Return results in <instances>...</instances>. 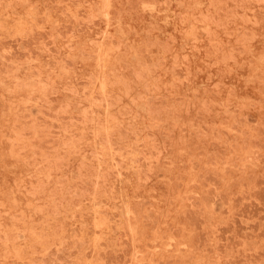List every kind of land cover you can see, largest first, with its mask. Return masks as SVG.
<instances>
[{"label":"rangeland","instance_id":"374dc122","mask_svg":"<svg viewBox=\"0 0 264 264\" xmlns=\"http://www.w3.org/2000/svg\"><path fill=\"white\" fill-rule=\"evenodd\" d=\"M112 1L0 0V264H264V0Z\"/></svg>","mask_w":264,"mask_h":264},{"label":"bare ground","instance_id":"6f19581e","mask_svg":"<svg viewBox=\"0 0 264 264\" xmlns=\"http://www.w3.org/2000/svg\"><path fill=\"white\" fill-rule=\"evenodd\" d=\"M109 1L113 2L112 0H109ZM106 2H107V0H106ZM185 2H186V1H185ZM3 3H4V2H3ZM26 3H27V2H26ZM94 3H96V2H94ZM144 3H145V2H142L140 5L143 4V6H144ZM181 3H182V2H181ZM30 4H32V3H30ZM108 4H110V3H108ZM111 4H112V3H111ZM147 4H148V3H147ZM197 4H198V3H197ZM27 5H29V4H27ZM27 5H26V6H27ZM106 5H107V4H106ZM106 5H105V6H106ZM150 5H153V4H149V6H150ZM145 6H146V5H145ZM185 6H187V5H185ZM12 7H13V6H12ZM140 7H141V6H140ZM146 7H147V6H146ZM148 8H150V7H148ZM110 9H111V7H110ZM110 9H109V5H108V9H107V10H110ZM142 9H143V8H142ZM142 9H141V10H142ZM150 9H151V8H150ZM4 10H5V9H4ZM151 10H152V9H151ZM14 11H15V10H14ZM148 11H149V9H148ZM104 12L106 13V11H104ZM104 12H103V13H104ZM157 12H158V11H157ZM21 13H22V12H21ZM112 13H113V11H112ZM117 13H118V12H117ZM6 14H7V13H6ZM110 14H111V13H110ZM110 14H109V15H110ZM118 14H119V13H118ZM118 14H117V15H118ZM21 15H22V14H21ZM21 15H20V16H21ZM104 15H105V14H104ZM2 16H3V15H2ZM102 16H103V15H102ZM165 16H166V15H165ZM5 17H6V16H5ZM104 17H105V16H104ZM106 17H107V16H106ZM130 17H131V15H130ZM184 17H185V16H184ZM3 18H4V16H3ZM15 18H17V17H15ZM20 18H21V17H20ZM25 18H26V17H25ZM55 18H56V17H55ZM7 19H8V18H7ZM13 19H14V18H12V20H13ZM21 19H22V18H21ZM44 19H45V18H44ZM129 19H130V18H129ZM164 19H165V18H164ZM10 20H11V19H10ZM17 20H18V19H17ZM27 20H28V19H27ZM48 20H49V19H48ZM106 20H107V19H106ZM160 20H161V19H160ZM28 21H29V20H28ZM161 21H162V20H161ZM163 21H164V20H163ZM53 22H54V21H53ZM182 22H183V21H182ZM3 23H5V21H3ZM103 23H104V22H103ZM107 23H108V22H107ZM0 24H1V23H0ZM12 24H13V23H12ZM21 25H22V24H21ZM28 25H29V23H28ZM126 26H127V25H126ZM5 27H6V26H5ZM20 28H22V27H20ZM9 29H10V28H9ZM11 29H12V26H11ZM25 29H26V28H25ZM0 30H1V29H0ZM23 30H24V29H23ZM120 30H121V29H120ZM133 30H134V29H133ZM9 31H10V30H9ZM21 31H22V30H21ZM25 31H26V30H25ZM101 31H102V30H101ZM101 31H100V32H101ZM126 31H127V30H126ZM4 32H5V31H3V33H4ZM6 32H8V31H6ZM18 32H20V31H18ZM8 33H9V32H8ZM22 33H23V32H22ZM102 33H103V32H102ZM10 34H11V32H10ZM94 35L96 36V34H94ZM71 36H72V35H71ZM74 37H75V36H74ZM61 38H62V37H61ZM63 38H64V37H63ZM70 39H71V37H70ZM97 40H98V39H97ZM125 40H127V39H125ZM89 41H92V39H91V40H88V43L91 44ZM93 41H95V40H93ZM131 41H132V40H131ZM138 41H140V40H138ZM99 42H100V41H99ZM123 42H124V41H123ZM63 43H64V42H63ZM64 44H65V43H64ZM66 44H68V43H66ZM71 44H72V43H70V45H71ZM93 44L95 45L96 42L92 43V46H94ZM99 44H100V43H99ZM122 44H123V43H122ZM124 44H125V43H124ZM68 45H69V44H68ZM81 45H82V42H81ZM97 45H98V44H97ZM129 45H130V44H129ZM116 46H117V45H116ZM116 46H113V47H116ZM123 46H124V45H122V47H123ZM66 47H67V46H66ZM70 47H71V46H70ZM97 47H98V46H97ZM213 47H214V46H213ZM68 48H69V46H68ZM124 48H125V47H124ZM97 49H98V48H97ZM215 50H216V49H215ZM81 51H82V49H81ZM56 52H57V51H56ZM96 52H97V51H96ZM120 52H121V51H120ZM125 52H126V48H125ZM82 53H83V52L80 53V51H79V54H80V55H83ZM103 53H104V52H103ZM121 53H123V52H121ZM65 54L67 55V52H65ZM91 54H92V53H91ZM133 54H134V53H133ZM229 54H230V53H229ZM63 55H64V54H62V56H63ZM74 55H76V54H74ZM85 55H87V54H85ZM85 55H84V56H85ZM88 55H89V54H88ZM93 55H94V54H93ZM121 55H122V54H121ZM121 55H120V56H121ZM56 56H57V55H56ZM91 56H92V55H91ZM231 56H232V55H231ZM96 57H98V56L96 55ZM99 57L102 58L101 56H99ZM99 57H98V58H99ZM115 57H117V56H115ZM115 57H114V58H115ZM118 57H119V53H118ZM123 57H124V55H123ZM171 57H172V56H171ZM58 58H59V57H58ZM63 59H64V58H63ZM122 59H123V58H122ZM122 59H121V60H122ZM248 59H249V58H248ZM49 60L51 61V59H49ZM52 60H53V59H52ZM61 60H62V59H61ZM101 60H102V59H101ZM115 60H116V59H115ZM119 60H120V59H119ZM56 61H58V60H56ZM62 61H63V60H62ZM99 61H100V60H99ZM124 61H125V59H124ZM64 62H65V60H64ZM67 62H68V61H67ZM101 62H102V61H101ZM14 63H16V62H14ZM37 63H38V62H37ZM48 63H51V62H48ZM54 63H55V62H54ZM54 63H52V64H54ZM69 63H71V61L68 62V64H69ZM55 64H56V63H55ZM172 64H173V63H172ZM14 65H15V64H14ZM66 65H67V64H65V66H66ZM108 65H109V64H108ZM47 66H48V65H47ZM49 66H50V65H49ZM52 66H53V65H52ZM113 66H114V64H113ZM29 67H30V66H29ZM45 67H46V66H45ZM69 67H70V66H69ZM164 67H165V66H164ZM33 68H34V67H33ZM65 68H66V67H65ZM76 68H77V67H76ZM111 68H112V67H111ZM30 69H31V68H30ZM198 69H199V68H198ZM29 71H30V70H29ZM34 71H36V70H34ZM111 71H112V69H111ZM202 71H203V70H202ZM20 72H21V71H20ZM22 72H23V71H22ZM36 72H37V71H36ZM109 72H110V71H109ZM114 72H115V70H114ZM209 72H210V71H209ZM14 73H16V72H14ZM38 73H39V72H38ZM38 73H37V74H38ZM89 73H91V72H89ZM97 73H98V71H97ZM16 74H17V73H16ZM46 74H48V73H46ZM49 74H50V73H49ZM49 74H48V75H49ZM103 74H105V73L103 72ZM106 74H107V73H106ZM107 75H108V74H107ZM114 75L117 76L116 74H114ZM157 75H158V74H157ZM1 76H2V74H1ZM1 76H0V77H1ZM11 76H12V75H11ZM38 76H39V75H38ZM87 76H88V75H87ZM90 76H91V75H89V77H90ZM204 76H206V75H204ZM5 77H6V76H5ZM68 77H69V76H68ZM91 77H92V76H91ZM96 77H97V76H96ZM244 77H245V75H244ZM259 77H260V76H259ZM6 78H7V77H6ZM56 78L58 79V77H56ZM93 78H94V77H93ZM263 78H264V77H263ZM2 79H3V77L1 78V80H2ZM45 79H46V78H45ZM117 79H118V77H117ZM155 79H156V78H155ZM260 79H261V78H260ZM73 80H74V79H73ZM95 80H96V79H95ZM106 80H108V79H106ZM21 81H22V80H21ZM23 81H26V80L24 79ZM50 81H51V80H50ZM66 81H68V80L66 79ZM86 81H87V80H86ZM91 81H93L92 78H91ZM91 81H90L89 83H91ZM118 81H119V79H118ZM257 81L259 82V80H257ZM12 82H13V81H12ZM26 82H27V81H26ZM109 82H110V81H109ZM116 82H117V80H116ZM170 82H172V81H169L168 83H170ZM258 82H257V84H258ZM3 83H4V82H3ZM16 83L18 84V83H23V82H18V81H17ZM53 83H54V82H53ZM94 83H95V81H94ZM113 83H115V82L113 81L112 84H113ZM6 84H7V83H6ZM13 84H14V83H13ZM17 84H16V86L18 87ZM69 84H70V83H69ZM101 84H102V83H101ZM117 84H118V83H117ZM170 84H172V83H170ZM261 84H262V83H261ZM263 84H264V83H263ZM22 85H23V84H22ZM25 85H26V84H24V86H25ZM27 85H28V83H27ZM29 85H30V84H29ZM48 85H49V83H48ZM64 85H65V84H64ZM72 85H73V84H72ZM89 85H90V84H89ZM154 85H155V84H154ZM12 86H13V85H12ZM33 86H36V85H33ZM50 86H51V85H50ZM69 86H70V85H69ZM102 86H103V85H102ZM107 86H109V85L107 84ZM152 86H153V84H152ZM162 86H163V85H162ZM170 86H171V85H170ZM260 86H261V85H260ZM262 86H263V85H262ZM17 87H16L15 89H17ZM62 87H63V86H62ZM154 87H155V86H154ZM156 87H158V86H156ZM156 87H155V88H156ZM23 88H26V87H23ZM31 88H32V87H31ZM31 88H30V89H31ZM40 88H41V87H40ZM42 88H43V87H42ZM55 88H56V87H55ZM65 88H66V87H64V89H65ZM85 88H86V87H85ZM19 89H21V88H18V90H19ZM36 89H37V88H36ZM45 89H46V88H45ZM62 89H63V88H61V90H62ZM8 90H9V89H8ZM10 90H11V89H10ZM43 90H44V88H43ZM43 90H41V91H43ZM52 90H53V88H52ZM97 90H98V89H97ZM191 90H192V88H191ZM195 90H196V89H195ZM49 91H50V89H49ZM67 91H68V90H67ZM81 91H82V90H81ZM81 91H80V94H81ZM87 91H88V90H87ZM202 91H204V90L202 89ZM208 91H209V90H208ZM260 91H261V89H260ZM50 92H51V91H50ZM98 92H99V90H98ZM193 92H194V91H193ZM15 93H16V92H15ZM69 93H71V92L69 91ZM72 93H73V92H72ZM83 93H84V92H83ZM89 93H91V92H89ZM95 93H97V92L95 91ZM110 93H111V92H110ZM232 93H233V92H232ZM26 94H27V93H26ZM30 94H31V93H30ZM51 94H52V92H51ZM53 94H54V93H53ZM73 94H75V93H73ZM97 94H98V93H97ZM100 94H101V92H100ZM102 94H105V93H102ZM210 94H211V92H210ZM83 95H84V94H83ZM88 95H89V94H88ZM88 95H86V96H88ZM92 95H93V94H92ZM109 95H110V94H109ZM194 95H195V94H194ZM27 96H28V95H27ZM29 96H30V95H29ZM105 96H106V95H105ZM115 96H116V95H115ZM1 97H2V95H1ZM25 97H26V96H25ZM33 97H34V96H33ZM90 97H92V96H90ZM116 97H117V96H116ZM187 97H188V96H187ZM29 98H30V97H29ZM40 98H41V97L38 96V99H40ZM92 98H93V97H92ZM101 98H102V97H101ZM32 99H33V98H32ZM43 99L45 100V98H42V100H43ZM83 99H86V97H84ZM257 99H258V98H257ZM259 99H260V98H259ZM27 100H28V99H27ZM33 100H34V102H35V99H33ZM67 100H68V99H67ZM103 100H104V97H103ZM25 101H26V99H25ZM36 101H39V100H36ZM47 101H48V100H47ZM258 101H259V100H258ZM260 101H261V100H260ZM8 102H9V101H8ZM8 102H7V103H8ZM49 102H50V101H49ZM49 102H48V104H49ZM9 103H10V102H9ZM12 103H13V102H12ZM35 103H36V102H35ZM43 103H44V102H43ZM62 103H63V102H62ZM79 103H81V102H79ZM79 103L76 102V105L79 104ZM142 103H143V102H142ZM190 103H191V102H190ZM245 103H246V102H245ZM39 104H40V103H39ZM44 104H46V103H44ZM60 104H61V103H60ZM246 104H247V103H246ZM249 104H250V103H249ZM9 105H11V104H9ZM63 105H64V104H63ZM97 105H98V104H97ZM97 105H96V107H97ZM101 105H102V104H101ZM105 105H106V104H105ZM107 105H108V104H107ZM220 105H221V104H220ZM11 106H12V105H11ZM15 107H16V106H15ZM38 107H39V105H38ZM57 107H58V106H57ZM67 107H68V105H67ZM98 107H99V106H98ZM105 107H107V106H105ZM105 107L103 108V110L105 109ZM109 107H110V105H109ZM109 107H108V108H109ZM111 107H112V106H111ZM134 107H135V106H134ZM234 107H235V106H234ZM8 108H9V107H8ZM8 108H6L7 111H8ZM39 108H40V107H39ZM81 108H82V107H81ZM86 108H87V107H86ZM89 108H90V107H89ZM99 108H100V107H99ZM119 108H120V107H119ZM28 109H29V107H28ZM33 109H34V108H33ZM45 109H46V108H45ZM47 109H48V108H47ZM47 109H46V110H47ZM63 109H64V108H63ZM116 109H117V108H115V110H116ZM13 110H14V109H13ZM52 110H53V109H52ZM54 110H55V107H54ZM54 110H53V111H54ZM58 110H59V108H58ZM87 110H88V109H87ZM87 110H86V112H87ZM89 110H90V109H89ZM26 111H27V110H26ZM29 111H30V110H29ZM34 111H35V110H34ZM47 111H48V110H47ZM59 111H60V110H59ZM62 111H63V110H62ZM91 111H92V110H91ZM91 111H89V112H91ZM8 112H9V111H8ZM23 112H24V111H23ZM63 112H64V111H63ZM89 112H88V113H89ZM55 113H56V111H55ZM83 113H84V112H83ZM83 113H82V115H83ZM31 114H32V113H31ZM31 114H29V116H30ZM53 114H54V113H53ZM118 114H120V113H118ZM134 114H135V113H134ZM21 115H23V114L21 113ZM54 115H55V114H54ZM72 115H73V114H72ZM86 115H87V114H86ZM86 115H85V116H86ZM89 115H90V114H89ZM98 115H99V114H98ZM29 116H28V118H29ZM34 116H35V115H34ZM34 116H33V117H34ZM51 116H52V115H51ZM77 116H78V115H77ZM77 116L74 115L73 118H74V117H77ZM111 116H112V115H111ZM17 117H18V116H17ZM19 117H20V116H19ZM24 117H25V115H24ZM55 117H56V115H55ZM57 117H58V116H57ZM64 117H65V116H64ZM79 117H80V116H79ZM109 117H110V116H109ZM133 117H134V116H133ZM20 118H21V117H20ZM26 118H27V116H26ZM28 118H27V119H28ZM35 118H36V117H35ZM51 118H52V117H51ZM58 118H59V117H58ZM66 118H67V117H66ZM77 118H78V117H77ZM84 118H85V117H84ZM101 118H102V117H101ZM114 118H115V116H114ZM14 119H15V117H14ZM17 119H18V118H17ZM22 119L24 120L23 117H22ZM53 119H54V118H53ZM75 119H76V118H75ZM78 119H79V118H78ZM82 119H83V118H82ZM87 119H89V118L87 117ZM167 119H168V118H167ZM35 120H36V119H34V121H35ZM57 120H58V119H57ZM67 120H68V119H67ZM83 120H84V119H83ZM164 120H166V119H164ZM15 121H16V119H15ZM24 121H25V120H24ZM30 121H31V120H30ZM48 121H50V120H48ZM79 121H80V120H79ZM79 121H78V122H79ZM87 121H89V120H87ZM90 121H91V119H90ZM119 121H120V120H119ZM126 121H127V120H126ZM132 121H133V119H132ZM17 122H18V120H17ZM27 122H28V121H27ZM31 122H32V121H31ZM31 122H29V123H31ZM69 122H70V119H69ZM74 122H75V121H74ZM97 122H98V121H97ZM15 123H16V122H15ZM25 123H26V122H25ZM29 123H28V124H29ZM32 123H33V122H32ZM71 123H72V121H71ZM76 123H77V122H76ZM80 123H81V122H80ZM40 124H41V123H40ZM53 124H54V122H53ZM55 124H56V123H55ZM65 124H66V123H65ZM115 124H116V123H115ZM130 124H132V123H130ZM152 124H153V123H152ZM187 124H188V123H187ZM13 125H14V124H13ZM13 125H12V126H13ZM16 125H17V124H16ZM31 125H32V124H31ZM63 125H64V124H63ZM90 125H91V123H90ZM110 125H111V124H110ZM132 125H133V124H132ZM18 126H19V125H17L16 127H18ZM20 126L22 127V126H24V124L22 125V123H21ZM33 126H34V125H33ZM37 126L42 128V126H39V125H37ZM55 126H56V125H55ZM65 126H66V125H65ZM76 126H77V125H76ZM118 126H119V125H118ZM125 126H127V125H125ZM47 127H48V125H47V126L45 125V128H44V129H48ZM57 127H58V126H57ZM57 127H56V128H57ZM147 127H148V126H147ZM23 128H24V127H23ZM25 128H26V127H25ZM62 128H64V127H62ZM67 128H68V127H67ZM69 128H71V127L69 126ZM73 128H74V127H73ZM149 128H150V127H149ZM44 129H43V130H44ZM49 129H50V128H49ZM86 129H87V128H86ZM18 130H20V129H18ZM53 130H54V129H53ZM89 130H90V129H89ZM104 130H105V129H104ZM220 130H221V129H220ZM26 131H28V130H26ZM26 131H25V132H26ZM38 131H40V129H39ZM54 131H57V130H54ZM54 131H53V133H54ZM86 131L88 132V129H87ZM99 131H100V130H99ZM109 131H110V130H109ZM20 132H23V131H20ZM47 132H48V131H47ZM49 132H50V131H49ZM100 132H101V131H100ZM105 132H106V131H105ZM157 132H158V131H157ZM161 132H162V131H161ZM13 133H14V131H13ZM27 133H28V132H27ZM89 133H90V132H89ZM97 133H98V131H97ZM101 133H102V132H101ZM107 133L109 134V132H107ZM17 134L19 135V133H17ZM20 134H21V133H20ZM23 134H24V133H23ZM57 134H58V132H57ZM24 135H25V134H24ZM65 135H66V134H65ZM153 135H154V134H153ZM108 136H109V135H108ZM6 137H7V136H6ZM7 138H8V140H9V142H10V138H9V137H7ZM12 138H13V137H12ZM40 138H41V137H40ZM69 138H70V137H69ZM92 138H93V136H92ZM5 139H6V138H5ZM21 139H22V138H21ZM51 139L53 140V138H51ZM67 139H68V137H67ZM72 139H73V138H72ZM8 140H7V141H8ZM54 140H55V139H54ZM56 140L58 141V139H56ZM11 141H12V140H11ZM30 141H31V140H30ZM32 141H33V140H32ZM65 141H66V140H65ZM87 141H88V140H87ZM96 141H97V140H96ZM41 142H43V141L41 140ZM41 142L39 143V145L41 144L40 147H42V145H43ZM50 142H51V141H50ZM78 142H79V141H78ZM43 143H44V142H43ZM66 143H69V141L66 142ZM13 144H15V142L12 143L11 145L13 146ZM18 144H19V143H18ZM53 144H54V143H53ZM53 144H51V145H53ZM59 144H60V142H59ZM98 144H99V143H98ZM11 145H10V146H11ZM54 145H56V144H54ZM64 145H65V144H64ZM101 145H102V144H101ZM12 146H11V147H12ZM22 146H23V145H22ZM22 146H21V148H22ZM66 146H67V145H66ZM196 147H197V146H196ZM21 148H20V149H21ZM33 148H34V147H33ZM44 148H45V145H44ZM31 149H32V148H31ZM47 149H48V148H47ZM50 149L52 150V147H50ZM75 149H76V148H74V151H75ZM77 149H78V148H77ZM77 149H76V151H77ZM7 150L10 152L11 149H10V150L7 149ZM24 150H25V149H24ZM53 150H55V147H54ZM60 150H61V149H60ZM68 150H69V148H68ZM96 150H97V149H96ZM101 150H102V149H101ZM103 150H104V149H103ZM11 151H12V150H11ZM69 151H71V150H69ZM88 151H90V152H88ZM88 151H87L88 153H91V152H92L90 149H89ZM94 151H95V150H94ZM106 151H107V150H106ZM9 152H8V154H9ZM36 152H37V151H36ZM95 152H96V151H95ZM95 152H94V153H95ZM101 152H102V151H101ZM183 152H184V151H183ZM17 153H18V151H17ZM44 153H45V155H46V152H44ZM67 153H68V151L66 152V155H67ZM76 153H77V152H76ZM76 153H75V154H76ZM105 153H107V152H105ZM11 154H12V153H11ZM11 154H10V155H11ZM37 154H38V153H37ZM48 154H49V153H48ZM108 154H110V153H108ZM14 155H15V154H14ZM18 155H19V154L15 155V157L18 156ZM33 155H34V154H33ZM57 155H58V154H57ZM64 155H65V154H63L61 157H64V158H65ZM31 156H32V155H31ZM108 156H109V155H108ZM233 156H234V155H233ZM47 157H48V155H47ZM92 157H93V156H92ZM94 157H95V156H94ZM119 157H120V156H119ZM247 157H248V156H247ZM30 158H31V157H30ZM43 158H44V155H43L42 159H43ZM26 159H27V158H26ZM26 159H25V161L27 162L28 159H27V160H26ZM81 159H83V158L81 157ZM81 159H80V160H81ZM96 159H97V157H96ZM121 159H123V158H121ZM129 159H130V157H129ZM236 159H237V158H236ZM21 160H22V159H21ZM61 160H62V159H61ZM109 160H110V159H109ZM111 160H112V159H111ZM124 160H125V159H124ZM124 160H123V161H124ZM244 160H245V159H244ZM22 161H23V160H22ZM59 161H60V160H59ZM59 161H57V162H59ZM131 161H132V160H131ZM222 161H223V160H222ZM62 162H63V161H62ZM97 162H98V161H97ZM128 162H129V161H128ZM194 162H196V161H194ZM194 162H193V163H194ZM79 163L82 164L81 161H79ZM102 163H103V161H102ZM109 163H110V162H109ZM130 163H131V162H130ZM130 163H129V164H130ZM26 164H27V163H26ZM40 164H42V163H40ZM43 164H45V163H43ZM57 164H58V163H57ZM60 164H61V163H60ZM106 164H107V163H106ZM183 164H184V163H183ZM211 164H212V163H211ZM31 165H32V164H31ZM34 165H35V164H34ZM47 165H48V164H47ZM49 165H50V164H49ZM58 165H59V164H58ZM74 165H75V164H74ZM157 165H158V164H157ZM192 165L194 166V164H192ZM234 165H235V164H234ZM245 165H246V164H245ZM29 166H30V165H29ZM40 166H41V165H40ZM44 166H46V165H44ZM76 166H77V163H76ZM131 166H132V164H131ZM160 166H161V165H160ZM175 166H176V165H175ZM200 166H201V165H200ZM200 166H199V167H200ZM32 167H33V165H32ZM37 167H38V165H37ZM37 167H36V168H37ZM52 167H53V166H52ZM70 167H71V166H70ZM129 167H130V165H129ZM201 167H202V166H201ZM225 167H226V166H225ZM237 167H238V166H237ZM41 168L44 169L42 166H41ZM41 168H40V169H41ZM45 169H46V167H45ZM149 169H150V168H149ZM226 169H227V168H226ZM240 169H241V168H240ZM32 170H34V169H32ZM50 170H51V169H50ZM50 170H49V171H50ZM136 170H137V169H136ZM136 170H135V171H136ZM204 171H205V170H204ZM77 173H78V171H77ZM136 173H138V172H136ZM216 173H218V172H216ZM32 174H33V171H32ZM147 174H148V173H147ZM197 174H198V173H197ZM214 174H215V173H214ZM227 174H228V173H227ZM246 174H248V173H246ZM34 175H35V174H34ZM44 175H45V174H44ZM47 175H48V174H47ZM138 175H139V174H138ZM156 175H157V174H156ZM177 175H178V174H177ZM221 175H222V174H221ZM143 176H144V175H143ZM145 176H146V175H145ZM157 176H158V175H157ZM200 176H201V175H200ZM27 177L29 178V175H28ZM34 177H35V176H34ZM34 177H33V178H34ZM45 177H46V175H45ZM49 177H50V176H49ZM49 177H47L46 181H48V178H49ZM64 177H65V176H64ZM64 177L62 176V178H64ZM137 177H138V176H137ZM137 177H136V178H137ZM169 177H170V176H169ZM197 177H198V176H197ZM30 178H31V177H30ZM54 178H55V177H54ZM59 178H61V176H60ZM144 178H145V177H142L141 180L144 179ZM146 179H147V178H146ZM146 179H144V180H146ZM238 179H239V178H238ZM238 179H236V180H238ZM49 180H50V178H49ZM63 180H64V179H63ZM66 180H67V179H66ZM66 180H65V181H66ZM137 180H139V179L137 178L136 181H137ZM144 180H142V181H144ZM199 180H200V179H199ZM12 181H13V180H12ZM20 181H21V179H20ZM41 181H42V180H41ZM58 181H60V180H58ZM38 182H40V181H38ZM48 182H49V181H48ZM72 182H73V180H72ZM144 182H145V181H144ZM218 182H219V181H218ZM218 182H217V183H218ZM13 183H14V181H13ZM30 183H31V182H30ZM35 183H36V182H35ZM40 183H41V182H40ZM173 183H174V182H173ZM179 183H181V182H179ZM179 183H177V184H179ZM233 183H234V182H233ZM233 183H232V185H233ZM238 183H239V182H238ZM18 184H19V183H18ZM45 184H46V183H45ZM174 184H175V183H174ZM37 185H38V183H37ZM40 185H42V183H41ZM58 185H60V184H58ZM61 185H62V184H61ZM26 186H27V185H26ZM177 186H178V185H177ZM205 186H206V184H205ZM17 187H19V186L17 185ZM20 187L22 188V186H20ZM24 187H25V186H24ZM195 187H196V186H195ZM210 187H211V186H210ZM31 188H32V187H31ZM37 188H38V187H37ZM124 188H125V187H124ZM134 188H135V187H134ZM16 189H17V188H16ZM18 189H19V188H18ZM35 189H36V187H35ZM49 189H50V188H49ZM55 189H56V188H55ZM109 189H110V188H109ZM135 189H136V188H135ZM31 190H32V189H31ZM64 190H66V189L64 188ZM136 190H137V189H136ZM208 190H209V189H208ZM26 191H27V190H26ZM32 191H33V190H32ZM40 191H41V190H40ZM58 191H59V190H58ZM109 191H110V190H109ZM15 192H16V190H15ZM24 192H25V191H24ZM28 192H29V191H27V193H28ZM55 192H56V191H55ZM32 193H33V192H32ZM34 193H35V192H34ZM41 193H42V192H41ZM103 193H104V190H103ZM110 193H111V192H110ZM10 194H11V193H10ZM25 194H26V193H25ZM37 194H38V193H37ZM97 194H98V193H97ZM118 194H119V193H118ZM222 194H224V193H222ZM11 195H12V194H11ZM49 195H50V194H49ZM51 195H52V193H51ZM51 195H50V196H51ZM91 195H92V194H91ZM111 195H112V194H111ZM113 195H114V194H113ZM115 195H116V194H115ZM50 196H49V197H50ZM94 196H95V195H94ZM106 196H108V195H106ZM200 196H201V195H200ZM229 196H230V195H229ZM56 197H57V196H56ZM59 197H60V196H59ZM59 197H58V198H59ZM91 197H92V196H91ZM95 197H97V196H95ZM99 197H100V196H99ZM104 197H105V196H104ZM108 198H109V197H108ZM114 198H115V197H114ZM187 198H189V197H187ZM37 199H38V198H37ZM97 199H98V198H97ZM97 199H96V200H97ZM142 199L144 200V198H142ZM11 200H13V198L10 199V201H11ZM145 200H146V199H145ZM35 201H36V200H35ZM37 201H38V200H37ZM45 201H46V200H45ZM52 201H53V200H52ZM101 201H104V200H101ZM13 202H14V201H13ZM17 202H18V201H17ZM25 202H26V201H25ZM54 202H56V201H54ZM54 202H53V203H54ZM89 202H90V201H89ZM136 202H137V201H136ZM163 202H164V201H163ZM202 202H203V201H202ZM18 203H19V202H18ZM118 203H119V202H118ZM146 203H148V202H146ZM168 203H169V202H168ZM25 204H26V203H25ZM44 204H45V203H44ZM46 204H47V203H46ZM56 204H57V203H56ZM56 204H55V205H56ZM138 204H139V203H138ZM138 204H137V205H138ZM144 204H145V203H144ZM198 204H199V203H198ZM224 204H225V203H224ZM36 205H37V204H36ZM47 205H48V204H47ZM47 205H46V208L43 206V208L46 209V210H47V208H48ZM49 205H50V204H49ZM141 205H142V203H141ZM33 206H34V205H33ZM41 206H42V205H41ZM58 207H59V206H58ZM61 207H62V206H61ZM61 207H59V208H61ZM132 207H133V206H132ZM140 207H141V206H140ZM140 207H139V208H140ZM224 207H225V206H224ZM52 208H53V205H52ZM65 208H66V206H65ZM91 208H92V207H91ZM104 208H105V207H104ZM104 208H103V211H104ZM130 208H131V207H130ZM206 208H207V207H206ZM225 208H226V207H225ZM225 208H224V209H225ZM39 209H40V208H39ZM50 209H51V208H50ZM56 209H57V208H56ZM56 209H55V210H56ZM126 209H127V207H126ZM132 209H133V208H132ZM222 209H223V208H222ZM23 210H24V209H23ZM33 210H34V209H33ZM33 210H32V211H33ZM41 210H42V208H41ZM41 210H40V211H41ZM53 210H54V209H53ZM66 210H67V208H66ZM66 210H65V211H66ZM69 210H70V209H69ZM71 210H72V209H71ZM71 210H70V211H71ZM83 210H84V208H83ZM99 210H100V209H99ZM112 210H114V209H112ZM127 210H128V209H127ZM17 211L20 212V211H22V210H17ZM75 211H76V210H75ZM77 211H78V210H77ZM96 211H97V210H96ZM124 211H125V210H124ZM132 211H133V210H132ZM134 211H135V210H134ZM213 211H214V210H213ZM222 211H223V210H222ZM13 212H14V211H13ZM34 212H36V211H34ZM34 212H33V213H34ZM42 212H43V211H42ZM55 212H56V211H55ZM67 212H69V211H67ZM89 212H90V210H89ZM91 212H92V210H91ZM98 212H99V211H98ZM112 212H113V211H112ZM126 212H128V211H125V213H126ZM146 212H147V211H146ZM149 212H150V210H149ZM184 212H185V211H184ZM199 212H200V210H199ZM201 212H202V211H201ZM219 212H220V210H219ZM0 213H1V211H0ZM2 213H3V212H2ZM17 213H18V212H17ZM36 213H38V212H36ZM36 213H35V214H36ZM46 213H48V212H46ZM53 213H54V212H53ZM56 213H57V212H56ZM64 213H65V212H64ZM75 213H76V212H75ZM81 213H82V212H81ZM93 213H94V212H93ZM100 213H102V212H100ZM104 213H107V211L104 212ZM113 213H114V212H113ZM125 213H124V214H125ZM135 213H136V211H135ZM182 213H183V212H182ZM222 213L225 215L224 212H222ZM4 214H5V213H4ZM12 214H13V213H12ZM35 214H33V215H35ZM62 214H63V213H62ZM68 214H69V213H68ZM73 214H74V213H73ZM107 214H108V213H107ZM180 214H181V213H180ZM229 214H230V213H229ZM14 215H15V213H14ZM27 215H31V214H27ZM66 215H67V214H66ZM66 215H65V216H66ZM77 215H78V214H77ZM84 215H85V214H84ZM92 215H94V214H92ZM103 215H104V214H103ZM125 215H126V214H125ZM157 215H158V214H157ZM181 215H182V214H181ZM221 215H222V214H221ZM19 216H20V217H23V216L20 215V213H19ZM49 216H50V215H49ZM56 216H57V215H56ZM56 216H55V217H56ZM58 216H59V215H58ZM65 216H64V217H65ZM79 216H80V215H79ZM79 216H78V217H79ZM126 216H127V215H126ZM146 216H147V215H146ZM196 216H197V215H196ZM9 217H10V215H9ZM12 217H13V216H12ZM29 217H30V216H28V218H29ZM31 217H32V216H31ZM31 217H30V218H31ZM42 217H44V216H42ZM42 217H41V218H42ZM51 217H53V216H50V218H51ZM60 217H61L62 220H63V217H62V216H60ZM66 217H67V216H66ZM70 217H71V216H70ZM72 217H73V216H72ZM105 217H106V216H105ZM10 218H11V217H10ZM14 218H15V217H13V219H14ZM17 218H18V217H17ZM24 218H25V217H24ZM30 218H29V219H30ZM45 218H48V216H47V217L45 216ZM107 218H108V217H107ZM111 218H112V217H111ZM111 218H110V219H111ZM113 218H114V217H113ZM113 218H112V221H114ZM143 218H144V216H143ZM173 218H174V217H173ZM247 218H249V217H247ZM11 219H12V218H11ZM53 219H54V217H53ZM65 219H66V218H65ZM74 219H75V218H74ZM149 219H150V218H149ZM149 219H148V220H149ZM157 219H158V218H157ZM201 219H202V218H201ZM201 219H200V221H201ZM18 220H19V219H18ZM23 220H24V219H23ZM44 220H45V219H44ZM58 220H59V219H58ZM71 220H72V218H71ZM90 220H91V219H90ZM108 220H109V219H108ZM210 220H211V219H210ZM40 221H41V220H40ZM42 221H43V220H42ZM46 221H48V220H46ZM51 221H53V220L50 219V222H51ZM59 221H60V220H59ZM68 221H69V220H68ZM94 221H95V220H94ZM110 221H111V220H110ZM112 221H111V222H112ZM116 221H117V220H116ZM150 221H151V220H150ZM197 221H198V220H197ZM30 222H31V221H30ZM36 222H37V221H36ZM36 222H33V223L35 224ZM63 222H66V221H63ZM71 222H72V221H71ZM87 222H88V221H87ZM154 222H155V221H154ZM13 223H14V224H13V226H14L16 222H13ZM31 223H32V222H31ZM46 223H47V222H45V224H46ZM48 223H49V222H48ZM52 223H53V222H52ZM52 223H51V224H52ZM55 223H56V222H55ZM55 223H54V224H55ZM58 223H59V222H58ZM60 223H62V222H60ZM92 223H93V222H92ZM96 223H97V222H96ZM201 223H202V222H201ZM216 223H217V222H216ZM11 224H12V223H11ZM22 224L24 225L25 223H22ZM29 224H30V223H29ZM36 224H37V223H36ZM36 224H35V225H36ZM40 224H41V223H40ZM54 224H53V225H54ZM70 224H71V223H70ZM108 224H109V223H108ZM116 224H117V223H116ZM120 224H121V223H120ZM143 224H144V222H143ZM147 224H148V223H147ZM16 225H17V224H16ZM46 225H48V224H46ZM49 225H50V224H49ZM59 225H60V227H61L62 224H59ZM65 225L68 226L67 223H65ZM215 225H216V224H215ZM40 226H41V225H40ZM112 226H113V224H112ZM198 226H200V223H199ZM6 227L9 229L8 226H6ZM6 227H5V225H4V228H6ZM23 227H24V226H23ZM23 227H22V228H23ZM30 227H31V226H30ZM47 227H48V226H47ZM54 227H55V226H54ZM56 227L58 228V226H56ZM63 227H64V226H62L61 229H62ZM166 227H167V226H166ZM170 227H171V226H170ZM191 227H192V226H191ZM22 228H21V229H22ZM33 228H34V227H33ZM33 228H30V229H33ZM38 228H39V227H38ZM49 228H50V227H49ZM49 228H48L47 230H49ZM87 228H88V227H87ZM94 228H95V224H94ZM100 228H101V227H100ZM114 228H115V227H114ZM194 228H195V227H194ZM197 228H198V227H197ZM8 229H6V230H8ZM13 229H14V228H13ZM21 229L18 230V231H21ZM25 229H26V228H25ZM25 229L22 231V233H25V231H26ZM54 229H55V228H54ZM74 229H75V225H74ZM78 229H79V228H78ZM78 229H77V230H78ZM112 229H113V228H112ZM0 230H1V229H0ZM11 230H12V229L10 228L9 231L11 232ZM51 230H52V229H51ZM59 230H60V229H59ZM64 230H65V229H64ZM100 230H101V229H100ZM172 230H173V229H172ZM195 230L197 231V229H195ZM198 230H199V229H198ZM9 231H8V233H9ZM12 231H14V230H12ZM37 231H38V230H37ZM37 231H36V232H37ZM43 231H44V230H43ZM53 231H54V230H53ZM57 231H58V230H57ZM102 231H103V230H102ZM104 231H105V229H104ZM106 231H107V230H106ZM108 231H109V230H108ZM141 231H142V230H141ZM196 231H195V232H196ZM202 231H203V230H202ZM44 232H45V231H44ZM49 232H50V230H49ZM58 232H59V231H58ZM78 232H79V231H78ZM97 232H99V231L97 230ZM122 232H123V231H122ZM122 232H121V233H122ZM128 232H129V229H128ZM130 232H131V231H130ZM195 232H194V233H195ZM200 232H201V231H200ZM2 233H3V231H2ZM5 233H6V232H5ZM11 233H12V232H11ZM20 233H21V232H20ZM28 233H29V232H28ZM38 233H39V232H38ZM45 233H46V232H45ZM54 233H57V232H54ZM54 233H53V234H54ZM111 233H112V230H111ZM139 233H140V231H139ZM201 233H202V232H201ZM13 234H14V233H13ZM36 234H37V233H36ZM40 234H41V233H40ZM40 234H39V235H40ZM10 235H11V234H10ZM14 235H15V234H14ZM24 235H25V234H24ZM30 235H31V234H30ZM44 235H45V234H44ZM147 235H149V234H147ZM201 235L203 236V234H201ZM208 235H210V234H208ZM11 236L13 237V235H11ZM19 236H20V235H19ZM25 236H26V235H25ZM40 236L44 237L43 234L40 235ZM54 236H55V235H54ZM54 236H52V237L54 238ZM92 236H93V235H92ZM96 236H97V235H96ZM96 236H95V237H96ZM141 236H142V234H141ZM191 236H192V235H191ZM31 237H32V235H31ZM46 237H47V235H46ZM50 237H51V236H50ZM55 237H56V236H55ZM87 237H88V236H87ZM89 237H90V236H89ZM106 237H107V235H106ZM108 237H109V236H108ZM250 237H251V236H250ZM22 238H23V239H26L27 237H26V238L22 237ZM39 238H41V237L34 238V241H35V239H39ZM56 238H57V237H56ZM74 238H75V236H74ZM82 238H83V237H82ZM84 238H85V237H84ZM103 238H104V237H103ZM28 239H29V238H28ZM32 239H33V238H32ZM44 239H46V238H44ZM47 239H48V238H47ZM47 239H46V240H47ZM49 239H51V238H49ZM75 239H76V238H75ZM86 239H87V238H86ZM93 239H94V238H93ZM93 239H92V240H93ZM104 239H105V238H104ZM14 240H16V239H14ZM19 240H20V239H19ZM29 240H30V239H29ZM41 240H43V239L41 238ZM52 240H53V239H52ZM54 240H56V239H54ZM107 240H108V239H107ZM256 240H258V238H257ZM25 241L28 242L27 239H26ZM31 241H32V240H31ZM31 241H29L28 243L30 244V243L34 242V241L31 242ZM38 241H39V240H38ZM38 241H35V242H38ZM49 241H51V240H49ZM49 241L47 240V242H49ZM57 241H58V240H57ZM75 241H77V240H75ZM82 241H83V239H82ZM120 241H121V240H120ZM120 241H119V242H120ZM130 241H131V240H130ZM8 242H9V241H8ZM10 242H11V241H10ZM42 242H43V241H42ZM42 242H41V241L38 242L39 245H40V243H42ZM47 242H46V243H47ZM54 242H56V241H54ZM67 242H68V241H67ZM79 242H81V241L79 240ZM100 242H101V241H100ZM114 242H115V241H114ZM38 243H37V244H38ZM49 243H50V242H49ZM49 243H48V244H49ZM52 243H53V242H52ZM70 243H71V242H70ZM70 243H69V244H70ZM76 243H77V242H76ZM83 243H84V242H83ZM96 243H98V241H97ZM124 243L126 244L125 240H124ZM130 243H131V242H130ZM3 244H5V242H3ZM23 244H24V242H23ZM34 244H35V243H34ZM37 244H36V245H37ZM56 244H57V243H56ZM62 244H63V243H62ZM111 244H112V243H111ZM30 245H31V244H30ZM45 245H46V244H45ZM49 245H50V244H49ZM99 245H100V243H99ZM109 245H110V244H109ZM115 245H116V244H115ZM115 245H114V247H115ZM126 245H127V244H126ZM128 245H129V243H128ZM128 245H127V246H128ZM195 245H196V244H195ZM3 246H4V245H3ZM5 246H6V245H5ZM13 246H14V244L12 245V247H13ZM22 246H24V245H22ZM22 246H21V247H22ZM42 246H43V245H42ZM42 246H40V248H41ZM116 246H119L118 243H117ZM182 246H183V245H182ZM240 246H241V245H240ZM14 247L17 248V246H14ZM21 247H20V249H22ZM28 247H29V246H28ZM45 247H46V246H45ZM77 247H79V246H77ZM26 248H27V247H26ZM26 248H25V249H26ZM40 248H38V249L40 250ZM115 248H117V247H115ZM118 248H120V247H118ZM125 248H126V246H125ZM129 248H130V247H129ZM249 248H250V247H249ZM28 249H29V248H28ZM195 249H196V248H195ZM2 250H4V249H2ZM34 250H35V249H34ZM39 250H38V251H39ZM84 250H85V249H84ZM128 250H129V249H128ZM4 251H7L6 248H5ZM17 251H18V250H17ZM126 251H127V249H126ZM2 252H3V251H2ZM8 252L10 253V251H8ZM19 252L21 253V252H23V250H22V251H18V253H19ZM29 252H30V254H31L32 250H31V251L29 250ZM29 252H26V253L28 254ZM34 252H35V251H34ZM34 252H32V253H34ZM245 252H246V251H245ZM245 252H244V253H245ZM247 252H248V251H247ZM247 252H246V253H247ZM251 252H252V250H251ZM26 253H25V255H26ZM229 253H230V252H229ZM232 253H233V252H232ZM249 253H250V252H249ZM6 254H7V252H6ZM6 254H5V256H7ZM21 254H22V253H21ZM69 254H70V253H69ZM126 254H127V253H126ZM134 254H135V253H134ZM199 254H200V253H199ZM71 255H72V254H71ZM80 255H81V254H80ZM242 255H243V254H242ZM245 255H246V254H245ZM1 256H2V255H1ZM95 256H96V255H95ZM191 256H193V255H191ZM206 256H207V255H206ZM234 256H235V255H234ZM8 257H9V256H8ZM26 257H27V255H26ZM97 257H98V256H97ZM126 257H127V256H126ZM22 258H23V257H22ZM22 258H21V259H22ZM87 259H88V258H87ZM188 259H189V258H188ZM188 259H187V260H188ZM251 259H253V257H252ZM258 259H259V258H257V260H258ZM77 260H78V259H77ZM175 260L177 261V259H175ZM242 260L244 261V259H242ZM242 260H241V261H242ZM245 260H246V259H245ZM78 261H79V260H78ZM126 261H127V260H126ZM126 261H125V262H126ZM200 261H201V259H200ZM200 261H199V262H200ZM206 261H207V260H206ZM23 262H24V261H23ZM68 262H69V261H68ZM189 262H190V261H189ZM199 262H198V263H199ZM253 262H254V261H253ZM242 263H245V261L242 262ZM242 263H241V264H242ZM247 263H248V262H247ZM12 264H13V263H12ZM136 264H137V263H136ZM162 264H163V263H162ZM192 264H193V261H192ZM201 264H202V263H201ZM208 264H209V263H208ZM253 264H254V263H253Z\"/></svg>","mask_w":264,"mask_h":264}]
</instances>
